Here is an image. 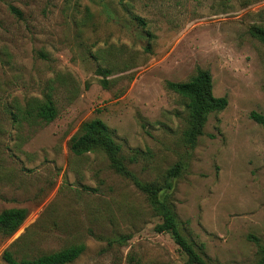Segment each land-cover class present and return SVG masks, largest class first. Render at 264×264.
I'll return each mask as SVG.
<instances>
[{
  "label": "rangeland",
  "instance_id": "obj_1",
  "mask_svg": "<svg viewBox=\"0 0 264 264\" xmlns=\"http://www.w3.org/2000/svg\"><path fill=\"white\" fill-rule=\"evenodd\" d=\"M251 25L264 26V0H0V212L28 210L16 233L0 232V264L7 249L31 258L79 244L69 264H186L154 230L147 192L102 151H71L94 118L143 183L164 187L182 166L169 202L210 264H255L264 126L250 114L264 113V44ZM199 68L229 103L190 147L188 100L167 81ZM46 103L52 121L38 115Z\"/></svg>",
  "mask_w": 264,
  "mask_h": 264
},
{
  "label": "trees",
  "instance_id": "obj_2",
  "mask_svg": "<svg viewBox=\"0 0 264 264\" xmlns=\"http://www.w3.org/2000/svg\"><path fill=\"white\" fill-rule=\"evenodd\" d=\"M19 12L18 9L13 8ZM144 22L143 20H141ZM249 33L264 44V26L251 25ZM109 72V70H102ZM167 87L188 100V128L185 131L187 143L193 147L197 139L204 134V126L209 114L225 109L229 103L227 96L213 94V78L209 70L199 68L197 73L187 81H167ZM38 115L47 121H52L57 115L55 106L46 103L39 109ZM251 118L264 126V113L252 111ZM70 149L76 155L88 152L102 151L109 159L111 166L121 175L132 179L141 190L147 192L155 210L161 217V222L155 225L157 233H169L186 255V264H210L206 257L196 248L192 241L182 232L176 213L169 202L174 182L182 172V166L176 165L169 173L166 185L156 187L140 181L128 167L119 144L109 126L100 118L85 121L77 133L70 139ZM28 216V210L23 207H11L0 212V232L11 236L18 231ZM260 257L255 264H264V244H258ZM85 250L82 244L71 245L58 251L45 253L36 257L17 258L14 252L7 249L4 259L8 264H69L76 260Z\"/></svg>",
  "mask_w": 264,
  "mask_h": 264
}]
</instances>
